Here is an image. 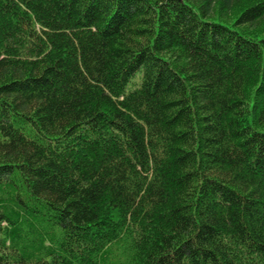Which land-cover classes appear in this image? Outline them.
I'll return each mask as SVG.
<instances>
[{"label":"trees","instance_id":"16d2710c","mask_svg":"<svg viewBox=\"0 0 264 264\" xmlns=\"http://www.w3.org/2000/svg\"><path fill=\"white\" fill-rule=\"evenodd\" d=\"M0 264H264V0H0Z\"/></svg>","mask_w":264,"mask_h":264},{"label":"rangeland","instance_id":"374dc122","mask_svg":"<svg viewBox=\"0 0 264 264\" xmlns=\"http://www.w3.org/2000/svg\"><path fill=\"white\" fill-rule=\"evenodd\" d=\"M134 87H135V84L132 83L131 85H128V88H127V89L129 90V89H132V88H134Z\"/></svg>","mask_w":264,"mask_h":264}]
</instances>
